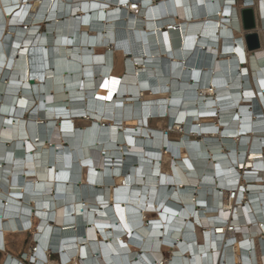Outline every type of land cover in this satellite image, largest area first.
<instances>
[{
	"label": "bare ground",
	"instance_id": "6f19581e",
	"mask_svg": "<svg viewBox=\"0 0 264 264\" xmlns=\"http://www.w3.org/2000/svg\"><path fill=\"white\" fill-rule=\"evenodd\" d=\"M0 232L37 264H264V0H0Z\"/></svg>",
	"mask_w": 264,
	"mask_h": 264
},
{
	"label": "built area",
	"instance_id": "2783aa9c",
	"mask_svg": "<svg viewBox=\"0 0 264 264\" xmlns=\"http://www.w3.org/2000/svg\"><path fill=\"white\" fill-rule=\"evenodd\" d=\"M220 234L223 235V238L221 240V243H222L224 239L226 238V235L223 232ZM217 235L219 236L218 233ZM10 236L11 235H8L5 238V235L0 232V264H15L17 262H19L20 264H37V262H39L40 250H39L38 244L32 243V246L28 250L29 258L27 257L26 253H22L15 257L9 250L8 240ZM174 245H176V243L164 244V246H167L170 250L174 249ZM209 253L213 254L214 252H209ZM44 255L46 258L45 264H50L51 262L53 263L57 262V264H64L63 260L61 259V254L59 252L53 251L51 248L50 249L48 248V250L44 252ZM169 255L170 254L168 252H164V259H162L160 262L155 260L152 262V264H174L170 260H167L169 258ZM222 257L223 256L220 257V255H218L217 259L213 261V263H210V264H224V260ZM206 260H207L206 257H204L205 262Z\"/></svg>",
	"mask_w": 264,
	"mask_h": 264
},
{
	"label": "water",
	"instance_id": "95a60500",
	"mask_svg": "<svg viewBox=\"0 0 264 264\" xmlns=\"http://www.w3.org/2000/svg\"><path fill=\"white\" fill-rule=\"evenodd\" d=\"M257 13L253 7L241 9L240 16L243 30L245 32L244 39L248 52H254L261 48V40L257 30ZM35 52L36 51H32ZM120 129V128H119Z\"/></svg>",
	"mask_w": 264,
	"mask_h": 264
},
{
	"label": "rangeland",
	"instance_id": "374dc122",
	"mask_svg": "<svg viewBox=\"0 0 264 264\" xmlns=\"http://www.w3.org/2000/svg\"><path fill=\"white\" fill-rule=\"evenodd\" d=\"M238 2H239V0H237ZM84 32V31H83ZM87 32V31H86ZM118 59V58H117ZM80 125H82V123H80ZM152 126H156L155 124H152ZM163 128L164 129H167L166 127H165V125H163ZM171 134V136L172 137H174V138H178V136H179V134H181V132H179V134L178 133H170ZM37 221H39L38 220V218H36V222ZM36 222H34L35 223V225H36ZM85 235H86V233H85ZM11 237V238H10ZM9 238H10V244H12V245H14V246H19L20 248H19V255L20 254H22V253H24L25 251H27L28 250V248L29 247H31L32 246V238H33V236H31V234L30 233H28V234H26V235H24L23 237H18V236H15V237H12V236H10ZM21 240V244H20V241ZM18 254H17V256H18ZM50 264H53V262H51Z\"/></svg>",
	"mask_w": 264,
	"mask_h": 264
},
{
	"label": "crops",
	"instance_id": "0c3cea01",
	"mask_svg": "<svg viewBox=\"0 0 264 264\" xmlns=\"http://www.w3.org/2000/svg\"><path fill=\"white\" fill-rule=\"evenodd\" d=\"M234 75V74H233ZM242 223V222H241ZM242 225V224H241ZM13 237H15V236H13ZM11 238V237H10ZM10 238H9V250H10V252L14 255V256H17V254L19 253V246H14V245H12V244H10ZM20 242V244L22 243L21 242V240L19 241ZM19 255V254H18Z\"/></svg>",
	"mask_w": 264,
	"mask_h": 264
}]
</instances>
